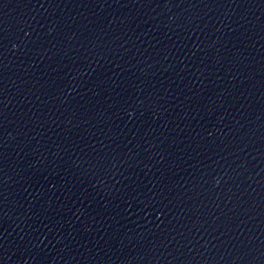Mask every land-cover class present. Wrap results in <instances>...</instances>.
Segmentation results:
<instances>
[{
    "label": "water",
    "instance_id": "water-1",
    "mask_svg": "<svg viewBox=\"0 0 264 264\" xmlns=\"http://www.w3.org/2000/svg\"><path fill=\"white\" fill-rule=\"evenodd\" d=\"M0 264H264V0H0Z\"/></svg>",
    "mask_w": 264,
    "mask_h": 264
}]
</instances>
